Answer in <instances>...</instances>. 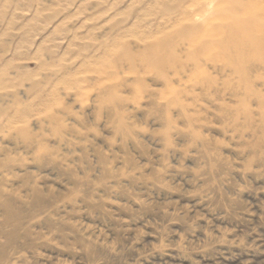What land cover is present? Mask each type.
Returning <instances> with one entry per match:
<instances>
[{"label": "rangeland", "instance_id": "rangeland-1", "mask_svg": "<svg viewBox=\"0 0 264 264\" xmlns=\"http://www.w3.org/2000/svg\"><path fill=\"white\" fill-rule=\"evenodd\" d=\"M263 29L264 0H0V264H264Z\"/></svg>", "mask_w": 264, "mask_h": 264}, {"label": "bare ground", "instance_id": "bare-ground-1", "mask_svg": "<svg viewBox=\"0 0 264 264\" xmlns=\"http://www.w3.org/2000/svg\"><path fill=\"white\" fill-rule=\"evenodd\" d=\"M255 6L257 7V5H255ZM249 8L252 9L251 7H249ZM249 8H248V9H249ZM257 8H258V7H257ZM247 13H249V12H247ZM246 15H247V14H246ZM225 20H226V19H225ZM255 24H256V23H255ZM261 28H262V27H261ZM261 28H260V29H261ZM237 29H238V28H237ZM257 29H258V28H257ZM235 30H236V29H235ZM240 30H241V29H240ZM263 30H264V29H263ZM249 32H251V31H249ZM263 32H264V31H263ZM245 33H246V31H245ZM243 34H244V33H243ZM220 35H222V34H220ZM245 35H246V34H245ZM233 40H234V39H233ZM256 42H257V41H256Z\"/></svg>", "mask_w": 264, "mask_h": 264}]
</instances>
